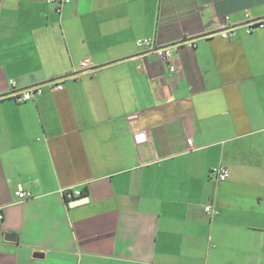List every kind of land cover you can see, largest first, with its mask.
I'll return each mask as SVG.
<instances>
[{
  "label": "crops",
  "instance_id": "1",
  "mask_svg": "<svg viewBox=\"0 0 264 264\" xmlns=\"http://www.w3.org/2000/svg\"><path fill=\"white\" fill-rule=\"evenodd\" d=\"M67 1L0 0V264H264V0Z\"/></svg>",
  "mask_w": 264,
  "mask_h": 264
},
{
  "label": "built area",
  "instance_id": "2",
  "mask_svg": "<svg viewBox=\"0 0 264 264\" xmlns=\"http://www.w3.org/2000/svg\"><path fill=\"white\" fill-rule=\"evenodd\" d=\"M66 2H68L67 0H65ZM245 30L247 32L252 31L254 28H261L264 29V16L262 17H251L249 15V13L245 14V19H244V24H243ZM232 31H229V29L223 28L220 31V34L222 36L225 37H229L232 35ZM139 45L142 46H149L151 47V50H153L162 61H168L169 57H170V48L169 47H157L154 45L150 44L149 39H145V40H138L137 42ZM192 44V43H191ZM88 64L87 60H83L81 62V67H86ZM77 74H73L70 77L73 79L74 77H76ZM55 86L57 88H62V85H60L59 83H55ZM41 92L40 87L39 86H34V87H30L27 88L25 90H22L19 92L17 99L21 100V101H26L29 100L33 97L34 94H39ZM188 144H192L191 139L187 140ZM210 173L217 179L220 181L226 180L229 177V170L227 167L222 166V165H217V166H213L210 170ZM65 194L68 198H72L74 195L75 196H80L81 192L80 190H70V189H66L64 190ZM14 195L16 196V198L19 201H23L26 200L28 198L31 197L30 192L24 190L22 187L18 186L17 189L14 191ZM205 210L210 214V213H217V210L214 209V207L212 205H206L205 206ZM3 219V213L0 212V220Z\"/></svg>",
  "mask_w": 264,
  "mask_h": 264
},
{
  "label": "water",
  "instance_id": "3",
  "mask_svg": "<svg viewBox=\"0 0 264 264\" xmlns=\"http://www.w3.org/2000/svg\"><path fill=\"white\" fill-rule=\"evenodd\" d=\"M83 202H85V201H84L82 198H79V199H76V200L73 201V203H74L75 205H77V204H81V203H83ZM5 237H6L7 240H13L15 236H14L13 234H9V233H7V234L5 235ZM35 255H39V252H36Z\"/></svg>",
  "mask_w": 264,
  "mask_h": 264
}]
</instances>
